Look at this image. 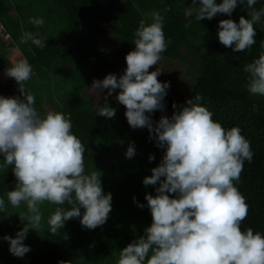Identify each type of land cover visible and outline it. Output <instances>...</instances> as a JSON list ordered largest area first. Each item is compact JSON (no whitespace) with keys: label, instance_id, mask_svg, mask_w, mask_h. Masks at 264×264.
Wrapping results in <instances>:
<instances>
[{"label":"clouds","instance_id":"clouds-1","mask_svg":"<svg viewBox=\"0 0 264 264\" xmlns=\"http://www.w3.org/2000/svg\"><path fill=\"white\" fill-rule=\"evenodd\" d=\"M256 3L247 0L248 18L241 15L238 23L233 19L219 21V42L233 52H244L256 43L254 25L264 16V8L257 10ZM192 5L197 6V0H192ZM237 5L238 0H199L196 19L231 16ZM153 21H140L132 41L135 49L125 57L123 74L109 73L103 80L94 79L89 88L100 95L107 89L98 115L109 119L115 117L116 109L109 106L107 98L119 89L115 99L125 106L129 126L147 128L149 138L164 150L159 165L143 179L145 186L158 185L155 195L145 197L152 223L144 235L120 250L118 264H264V235L240 227L248 205L234 181L240 179L244 162H251L253 156L241 130H225L214 121L200 95L180 106L173 103L171 117L162 115L156 122L152 119L151 113L165 111L170 88L169 82L158 80L162 72L159 67L149 71L159 65L167 49L163 18L153 13ZM29 23L42 26L44 20L31 17ZM20 41L46 46V41L31 32L24 33ZM244 71L249 74L248 91L264 96V52ZM4 74L15 80L20 95H0V169L11 166L16 185L7 192V200L14 208L26 205L27 213L18 214L21 222L26 221L24 227L14 237L5 235L2 239L9 242L12 255L23 258L31 250L24 243L29 230L38 232L42 226V204L60 206L48 219L51 234H57L73 218L94 230L107 222L112 194L104 193L101 171L86 174L85 146L71 131V121L63 113L41 115L36 109L34 95L25 88L31 79V64L21 60L6 68ZM134 155L135 146L130 144L126 157ZM154 159V155L149 156L150 161ZM136 202L140 208L145 206ZM65 204L69 207H62ZM6 211L5 200L0 198V212Z\"/></svg>","mask_w":264,"mask_h":264},{"label":"trees","instance_id":"trees-1","mask_svg":"<svg viewBox=\"0 0 264 264\" xmlns=\"http://www.w3.org/2000/svg\"><path fill=\"white\" fill-rule=\"evenodd\" d=\"M198 5L199 0L197 6L192 0H0V21L11 35L0 44V95H20L15 80L4 73L17 59L24 58L32 66L25 88L34 95L36 109L41 115L48 111L63 113L71 121V131L85 146L86 174L101 171L104 193L112 194L108 220L94 230L82 227L79 218H73L57 234H51L48 219L60 206L42 204V226L38 232L29 230L24 243L31 250L19 258L10 253L9 242L2 237H14L24 227L26 221L21 222L18 214H26L27 208L24 204L14 208L8 202L7 192L15 188L16 178L11 166L0 169V198L7 205V211L0 212V264H118L120 250L144 235V229L151 225L145 197L148 193L155 195L158 185L145 186L143 179L159 165L164 150L149 138L147 128L129 126L126 108L115 96L107 99L116 109L115 117L109 119L98 115L100 104H93L86 90L94 79L103 78L118 66L107 53L135 49L134 33L141 20L154 22L153 13L163 18L167 49L161 55L190 63L194 71L192 97L202 96L201 103L213 113L214 121L225 130L238 127L250 142L251 162H244L240 179L234 181L248 205L240 227L264 235V96L248 91L249 74L244 71L264 52V16L254 25L256 43L238 53L219 42L218 25L221 19L238 23L241 15L248 18L247 0H238L231 16L218 14L211 20L196 19ZM254 7L264 8V0H257ZM31 17L42 18L44 24L29 23ZM92 24L104 25L110 32L104 51L99 36L90 31ZM26 32L46 41V46L21 43ZM186 101L167 92L164 112L173 114V103L180 106ZM164 112L151 113L153 121ZM130 144L135 146V155L127 158ZM150 155L155 159L150 161ZM136 201L145 206L138 207Z\"/></svg>","mask_w":264,"mask_h":264},{"label":"rangeland","instance_id":"rangeland-1","mask_svg":"<svg viewBox=\"0 0 264 264\" xmlns=\"http://www.w3.org/2000/svg\"><path fill=\"white\" fill-rule=\"evenodd\" d=\"M90 31H92L94 34L99 36L104 51V45L107 42L108 35L110 34L108 28L104 25L92 24L90 27ZM127 53L129 52H121L119 54H113L111 52L107 53L109 57L117 60L119 63L118 66L115 69H113L111 73H115L118 76L123 74L124 70L127 67L126 59H125ZM21 60H24V58L17 59L15 63ZM158 67L160 70H162L161 74L158 76V80L161 82L170 83V88L167 90L168 93L173 94L178 100H187L189 98H192L193 73H191L192 67L190 63L183 62L181 60H173L171 58H167L161 55V60L159 62V65L152 66L149 69V71H155ZM104 77L99 80H103ZM89 88L86 90V93L89 96H91L93 104L99 105L103 101H105L104 95L107 93V89H105L104 93H101L100 95L99 92L93 93ZM118 92L119 89H117L116 92H114L113 95L108 97L107 99L118 95ZM162 115H168L169 117H171L172 114L168 112H164Z\"/></svg>","mask_w":264,"mask_h":264},{"label":"built area","instance_id":"built-area-1","mask_svg":"<svg viewBox=\"0 0 264 264\" xmlns=\"http://www.w3.org/2000/svg\"><path fill=\"white\" fill-rule=\"evenodd\" d=\"M10 39V34L5 30L3 24L0 22V39Z\"/></svg>","mask_w":264,"mask_h":264}]
</instances>
